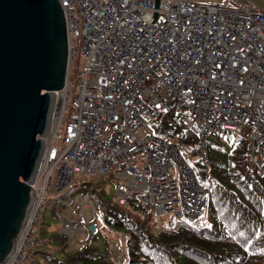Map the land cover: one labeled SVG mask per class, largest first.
<instances>
[{"label":"built area","instance_id":"2783aa9c","mask_svg":"<svg viewBox=\"0 0 264 264\" xmlns=\"http://www.w3.org/2000/svg\"><path fill=\"white\" fill-rule=\"evenodd\" d=\"M155 1L59 0L67 81L56 92L42 162L28 182L33 210L4 264H26L28 251L45 244L37 223L46 206L56 209L68 237L97 233L98 204L88 196L74 200L75 182L83 178H111L119 204L136 197L154 213L157 227L168 217L186 231L197 226L208 192L183 148L154 132L142 135L175 107L198 137L201 158L214 133L240 134L250 142L252 168L264 176V10L240 6L241 0L227 6L160 0L153 22ZM79 54L84 65L71 81ZM71 97L75 111L64 122ZM112 241L113 259L122 264L126 237Z\"/></svg>","mask_w":264,"mask_h":264},{"label":"trees","instance_id":"16d2710c","mask_svg":"<svg viewBox=\"0 0 264 264\" xmlns=\"http://www.w3.org/2000/svg\"><path fill=\"white\" fill-rule=\"evenodd\" d=\"M176 114H181V118ZM182 115L183 109L175 107L152 126L155 134L181 145L186 160L208 192L207 213L197 226L186 231L182 222L168 217L157 227L154 213L136 197L122 206L116 197L106 199L107 191L102 186L99 190L100 185L83 184L82 193L90 188L98 197L97 233L89 235V242L79 251L62 250L55 255L53 245L59 246L63 241L64 249L71 238L61 232L47 239L48 227L53 226L47 224L43 209L37 228L45 244L28 251L30 259L26 264H44V260L45 264H120L112 257L110 241L121 236L126 237V259L122 264H264V176L251 166L248 138L231 132L214 133L203 159L199 139L186 129ZM227 134L234 136L231 149L220 142ZM106 181L117 185L111 178ZM77 190L79 187L76 195ZM50 209L58 215L55 208ZM38 256L43 257V262Z\"/></svg>","mask_w":264,"mask_h":264},{"label":"water","instance_id":"95a60500","mask_svg":"<svg viewBox=\"0 0 264 264\" xmlns=\"http://www.w3.org/2000/svg\"><path fill=\"white\" fill-rule=\"evenodd\" d=\"M247 1L264 10V0ZM67 74L68 35L59 0H0V264L27 220L28 182L42 152L51 95L63 89Z\"/></svg>","mask_w":264,"mask_h":264},{"label":"rangeland","instance_id":"374dc122","mask_svg":"<svg viewBox=\"0 0 264 264\" xmlns=\"http://www.w3.org/2000/svg\"><path fill=\"white\" fill-rule=\"evenodd\" d=\"M191 2H210L213 4H218V5H223V6H227L229 5V1L228 0H189ZM239 5H246L249 8H253L254 5L249 3L246 0H241ZM80 46V45H79ZM84 65V60L82 58V56L79 54V56L77 57L76 61L73 63L72 65V70H71V81H73L75 78L77 79V76L79 74L80 69L82 68V66ZM72 101H73V97H71L70 102L68 104V111H67V115L66 118L64 119V122H66L68 120V118L70 117V115L75 111L73 105H72ZM177 117L181 118V114H176ZM64 125L61 126L60 130L63 132L64 131ZM154 132L152 123L149 124L148 127H146V129L142 132V135L144 134H152ZM234 140V136L231 134H227L225 135L224 138L221 139V144L224 145V147H228L229 149L232 148V143ZM65 148V145H61V150H63ZM191 164V163H190ZM88 183H92L91 185L93 187H99V190L102 186V189L105 190V192L107 191V194L105 195L106 199H113L116 197V194L118 192V188L115 186V184H112L108 181H106V178H100L98 180H90L88 178L84 179L82 181L78 180V182H75L76 185H78L79 190H77V195L74 196V200L77 201L79 200L81 197L84 196H88L90 201H93L94 204H97L96 201L98 200L97 194L94 192H91V189L88 188L87 189V193H82L81 191V187L83 184H88ZM104 192V193H105ZM44 213L46 214V222L47 224H51L53 227L51 229V227L49 226L48 228L50 229V233L47 239H51L52 238V234H61L62 231V223H61V219L59 215H53L51 213V209L50 207H45L44 208ZM61 213H64V210H61ZM66 212V211H65ZM87 218L90 219L91 218V212L90 209L87 210ZM67 215V213H65ZM99 217H97L98 219ZM92 225H97V221L95 220L94 224ZM47 226V225H46ZM51 231H53L54 233H52ZM116 239L115 237L111 238L110 241V245L112 244V240ZM89 242V235L88 233H78L76 234V236L74 238H71L69 241L68 246H66V250L65 248L63 249L62 247L64 246L63 241H61L59 243V246L55 243V245H53V247L55 248V251H53V254L58 255L62 253V250L64 253L66 252H70V253H74L79 251L80 249H82L87 243ZM57 245V246H56ZM113 257V254H112ZM38 258L43 262V257L38 256ZM114 258V257H113ZM45 259V258H44ZM46 263V261L44 260V264Z\"/></svg>","mask_w":264,"mask_h":264},{"label":"bare ground","instance_id":"6f19581e","mask_svg":"<svg viewBox=\"0 0 264 264\" xmlns=\"http://www.w3.org/2000/svg\"><path fill=\"white\" fill-rule=\"evenodd\" d=\"M57 92V91H56ZM56 92H54V93H52V104H51V110H50V115H49V121H48V127H47V131H46V133L42 136V137H44V139L47 137V135L49 134V131H50V127H51V124L53 123V121H52V114L54 113V110H55V108H56V104H57V99H56ZM42 137H41V140H42ZM43 150V149H42ZM41 159V155H40V157H39V159H38V162H37V166H39L38 165V163H39V161H40V163L42 162V159ZM39 163V164H40ZM36 166V167H37ZM37 169V168H36ZM34 174H35V172H34ZM33 177H34V175H33ZM32 177V178H33ZM32 210H33V198L31 197V202H30V206H29V210H28V213H27V217H29V215L31 214V212H32Z\"/></svg>","mask_w":264,"mask_h":264}]
</instances>
